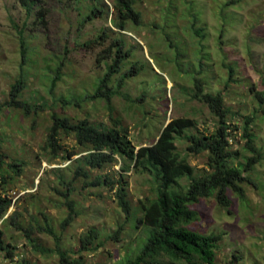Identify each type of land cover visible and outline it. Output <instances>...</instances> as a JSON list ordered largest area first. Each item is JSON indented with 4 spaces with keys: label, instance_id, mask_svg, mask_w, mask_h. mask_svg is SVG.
<instances>
[{
    "label": "rangeland",
    "instance_id": "1",
    "mask_svg": "<svg viewBox=\"0 0 264 264\" xmlns=\"http://www.w3.org/2000/svg\"><path fill=\"white\" fill-rule=\"evenodd\" d=\"M114 3L0 0V150L5 155L0 194L11 199L0 228L8 249L14 247L15 262L60 264L56 250H61L82 264H126L140 254L148 237L149 227L140 219L142 202L155 196L152 175L116 155L118 162L85 166L87 175L73 180L90 146L79 144L74 132L62 130V148L54 155L47 144L54 115L74 124L86 120L100 129L116 128L139 148L152 144L175 118L194 120L188 135L214 131L219 117L203 95L222 91L233 131L228 164L243 167L254 154L243 136L247 117L252 145L262 158L244 171L250 180L240 183L243 193L228 190V206L215 195L191 204L197 217L188 227L217 237L212 264H264V104L258 96L264 93V0H135L141 20L126 21L122 30L115 24ZM95 7L99 11L93 14ZM90 13L93 18L87 19ZM120 49L128 54L95 97ZM129 71L133 74L121 85ZM20 79V99L37 106L38 112L26 115L7 105ZM189 143L186 136L178 138V151L196 175L210 173L209 153L190 152ZM13 161L20 163L19 172L9 167ZM123 166L129 167L124 171ZM104 175L113 179V188L91 185ZM71 180L68 195L75 215L63 228L70 210L61 192ZM181 182L187 185L188 179ZM122 183L129 214L116 194ZM38 225L52 227L59 245ZM29 227L36 242L52 252L35 249L24 231ZM92 228L100 232L98 240L79 252L81 237ZM7 262L1 253L0 263ZM156 263L191 264L164 255Z\"/></svg>",
    "mask_w": 264,
    "mask_h": 264
},
{
    "label": "trees",
    "instance_id": "2",
    "mask_svg": "<svg viewBox=\"0 0 264 264\" xmlns=\"http://www.w3.org/2000/svg\"><path fill=\"white\" fill-rule=\"evenodd\" d=\"M117 9L116 26L122 30L125 29V22L134 20L139 22L141 15L135 8V0H115ZM29 10L31 11L30 7ZM99 11L94 8L93 14ZM89 14L87 19L93 18ZM121 44H123L122 40ZM128 54V53H125ZM119 50V57L108 69L105 77L97 88L95 97L101 94V90L108 83L112 75L118 70L120 63L126 56ZM131 71L122 77V85L125 77L131 76ZM199 95L202 92V83L197 82ZM24 81L20 79L12 88L10 93L11 101L7 104L14 108L22 109L26 115L32 111L38 112L37 106L29 105L26 101L20 99ZM101 91V92H100ZM259 101L264 104V93H258ZM203 99L209 104L211 110L219 117V122L214 131L205 135L186 134V129L194 125V120L190 118H175L166 124L159 137L150 145H141L139 148L134 146L127 135L116 129H100L86 120L79 123H71L68 119L54 115V122L49 132L48 146L52 148L54 155L62 148L59 143V135L62 130L74 132L79 144L88 145L89 151L82 157V163L78 166L75 177L87 175L85 166L90 165L94 168H101L108 162H118L116 155L124 159H129L133 166L143 171L149 172L155 182V196L147 197L142 202L143 217L141 222L149 227V233L140 254L135 259H129L126 264H159L156 263L157 257L164 255L173 261H186L194 264L195 259L204 263L212 264L215 258L216 239L215 235H204L188 227L191 221L196 219L197 211L191 208V204L197 203L202 197L215 195L217 200L223 206L230 204L228 190L232 188L235 192L243 193V187L240 183L250 180L244 175V171L251 170L253 166L262 158L259 149L252 145L253 134L248 132V123L251 118L247 117L245 126V137L249 138L247 148L254 154L247 157L245 163L239 167H233L228 164L232 155L229 151L230 137L233 134L231 124L228 120L229 108L225 104V98L222 91L217 94H204ZM186 136L189 140L188 150L193 153L207 151L209 153V165L211 172L207 174H195V168L189 164L186 157L177 149L176 140ZM1 146V145H0ZM4 153L0 150V167L3 169ZM20 163L13 161L9 164L14 171L19 172ZM129 166H123L127 170ZM183 178L188 179V184H182ZM71 182H68L67 191L61 192L65 197V205L70 212L64 219L62 226L66 228L73 220L75 215L74 201L68 195L72 190ZM109 184L113 188V179L109 175L98 176L92 181L91 185ZM117 198L121 208L130 213L131 207L127 199V190L122 183L117 189ZM11 206V199L3 197L0 194V222L6 221L5 215ZM199 214V213H198ZM14 223V220H13ZM17 228H21L17 226ZM39 230H45L56 237L58 245L60 237L52 227L47 228L38 225ZM28 238L33 243L35 249L42 253L52 252L46 247L37 243L32 235L34 229L25 228ZM119 232V231H118ZM117 232V234H118ZM100 232L96 229H90L88 233L81 237L79 252L88 250L94 241L98 240ZM98 246V245H97ZM100 246V243H99ZM14 247L8 249V244L4 237V232L0 228V254L5 252L9 262L3 264H33L27 259L15 262L13 253ZM60 264H82L80 259H70L67 251L56 250ZM2 264V263H0ZM162 264V263H160Z\"/></svg>",
    "mask_w": 264,
    "mask_h": 264
}]
</instances>
